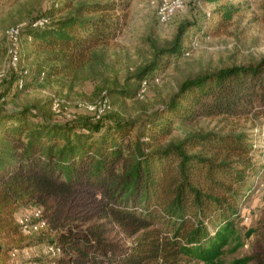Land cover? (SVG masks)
I'll return each instance as SVG.
<instances>
[{
    "label": "trees",
    "instance_id": "1",
    "mask_svg": "<svg viewBox=\"0 0 264 264\" xmlns=\"http://www.w3.org/2000/svg\"><path fill=\"white\" fill-rule=\"evenodd\" d=\"M76 1L50 5L21 32L44 54L33 69L18 64L16 84L23 80L25 87L28 79L55 75L74 78L115 36L118 2ZM67 8L72 11L59 15ZM236 11L234 5L218 7L201 32L216 30ZM37 20L44 21L33 25ZM184 30L180 27L171 46L155 49L153 59L134 75L138 81L152 78L161 60L187 51L181 43ZM113 92L132 96L128 89ZM246 98L264 104V58L255 66L182 80L165 105L137 122L86 114L55 119L44 111L48 101L38 107H0V264H10L14 251L41 243L60 254L53 260L57 264L254 260H226L242 246L237 204L253 169L243 157L251 151L248 134L190 132L159 144L175 120L240 114L249 107ZM31 205L41 209L48 228L50 223L59 227L53 237L32 238L48 228L27 234L18 224L17 212ZM95 218L101 221L79 228ZM259 257L257 264H264V252Z\"/></svg>",
    "mask_w": 264,
    "mask_h": 264
},
{
    "label": "rangeland",
    "instance_id": "2",
    "mask_svg": "<svg viewBox=\"0 0 264 264\" xmlns=\"http://www.w3.org/2000/svg\"><path fill=\"white\" fill-rule=\"evenodd\" d=\"M64 1L0 0L1 108L13 110L24 106L38 107L48 101L44 111L52 113L55 119L84 114L98 118L86 106L106 97V105L102 107L100 115L137 122L139 118L165 105L182 80L234 66H255L264 58V0H220L216 3L185 0L182 7L164 21L158 13L164 0H115L119 3L115 10L119 25L115 36L97 51L96 61L74 78L55 75L43 81L28 79L25 87L19 89L15 83V68L9 62L12 44L7 37V30L19 26L20 33L24 32L28 24L46 8L52 4L60 8ZM223 5H234L237 11L216 30L207 28V33L203 34L200 27L204 29L212 13ZM70 11V8L64 9L59 15ZM182 26L185 30L181 43L187 51L161 60V66L153 71L152 78L149 77L144 84L138 81L134 77L136 72L153 59L156 48L171 46ZM28 43L29 38L21 34L17 66L20 63V68L30 70L38 65L44 53ZM113 89H128L132 96L114 93ZM49 100L52 102L49 103ZM245 100L249 107L240 114L175 120L170 134L162 138L159 144L182 138L190 132L225 134L243 131L248 134L251 151L247 155L243 154V157H248L253 169L247 171L246 182L240 189L244 196L237 204L239 218L236 228L242 246L236 252L228 253L226 260L256 256L248 264H257L262 260L260 254L264 252V104L254 98ZM53 103H57L59 109L64 105L61 113L53 109ZM137 129L138 126L132 134ZM35 209L39 207L31 205L21 208L16 216L30 214ZM100 221L95 218L79 225V228L84 229ZM248 230L254 231L246 236ZM57 231L59 227L50 223L46 231L32 238H51ZM112 234L107 233L106 236ZM122 242L128 245L131 239L124 238ZM14 253L10 264H57L53 260L60 256L43 243L18 249ZM182 264L195 263L188 261Z\"/></svg>",
    "mask_w": 264,
    "mask_h": 264
},
{
    "label": "built area",
    "instance_id": "3",
    "mask_svg": "<svg viewBox=\"0 0 264 264\" xmlns=\"http://www.w3.org/2000/svg\"><path fill=\"white\" fill-rule=\"evenodd\" d=\"M185 0H170L166 1L164 0L159 8V15L160 19L162 21L166 20L174 11L181 8L183 5V2ZM44 20H37L33 25H40L43 23ZM20 28L19 26H12L7 30V37L10 40L12 47L10 48V65L13 68L17 67V61H18V42L20 40ZM145 81H143V84ZM18 86H23V80L18 81ZM106 105V97H104L102 100H99L98 102H93L92 104H89L86 106V109L89 112H93L96 114L97 117L100 116V113L102 112V107ZM58 104L53 103V109H55L57 112L59 111V108H57ZM17 222L19 225H21L22 229L27 234H33L37 233L41 230H44L48 228V221L46 218L43 217L41 209H35L30 214H25L20 217H17ZM52 252H54V249L50 248ZM14 252L12 253V260L14 258Z\"/></svg>",
    "mask_w": 264,
    "mask_h": 264
}]
</instances>
